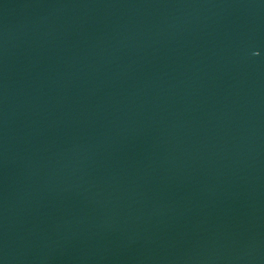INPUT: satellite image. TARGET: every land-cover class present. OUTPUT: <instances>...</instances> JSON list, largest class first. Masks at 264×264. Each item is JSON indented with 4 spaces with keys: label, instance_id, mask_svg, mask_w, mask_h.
<instances>
[{
    "label": "water",
    "instance_id": "water-1",
    "mask_svg": "<svg viewBox=\"0 0 264 264\" xmlns=\"http://www.w3.org/2000/svg\"><path fill=\"white\" fill-rule=\"evenodd\" d=\"M0 264H264V220L0 31Z\"/></svg>",
    "mask_w": 264,
    "mask_h": 264
}]
</instances>
